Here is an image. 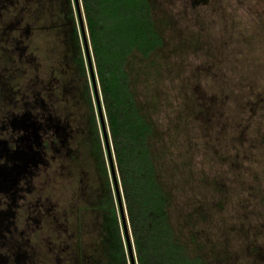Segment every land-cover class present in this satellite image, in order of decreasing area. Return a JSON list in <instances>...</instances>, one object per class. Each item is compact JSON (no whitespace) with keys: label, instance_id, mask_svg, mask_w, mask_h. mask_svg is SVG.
Returning <instances> with one entry per match:
<instances>
[{"label":"rangeland","instance_id":"obj_1","mask_svg":"<svg viewBox=\"0 0 264 264\" xmlns=\"http://www.w3.org/2000/svg\"><path fill=\"white\" fill-rule=\"evenodd\" d=\"M149 2L163 44L128 71L175 236L207 264H264V0ZM70 34L60 0H0V120L42 110L59 126L21 201L35 264L105 258V171Z\"/></svg>","mask_w":264,"mask_h":264},{"label":"trees","instance_id":"obj_2","mask_svg":"<svg viewBox=\"0 0 264 264\" xmlns=\"http://www.w3.org/2000/svg\"><path fill=\"white\" fill-rule=\"evenodd\" d=\"M60 1L77 51L76 69L83 78L94 129L93 141L105 171V196L100 208L109 224L105 225L102 237L106 245L105 258L99 264H130L122 219L118 220V200L114 199L101 150L91 86L86 80L90 71L76 3L75 0ZM78 4L134 264H207L200 255H190L175 236L169 218L171 196L159 179L152 150L154 126L137 102L128 71L133 55L149 58L163 44L155 27L151 4L149 0H78ZM95 104L97 107L96 101ZM102 138L105 143L103 130Z\"/></svg>","mask_w":264,"mask_h":264},{"label":"flooded vegetation","instance_id":"obj_3","mask_svg":"<svg viewBox=\"0 0 264 264\" xmlns=\"http://www.w3.org/2000/svg\"><path fill=\"white\" fill-rule=\"evenodd\" d=\"M0 122V264H35L32 257L35 252L27 247L25 234V227L31 223L21 218V201L25 184L42 164L46 138H52L51 144L58 152L59 140L57 138L56 143L53 134L58 133L59 126L42 110L35 114L25 112L13 119L4 118ZM35 205L39 206L40 201L36 200Z\"/></svg>","mask_w":264,"mask_h":264},{"label":"water","instance_id":"obj_4","mask_svg":"<svg viewBox=\"0 0 264 264\" xmlns=\"http://www.w3.org/2000/svg\"><path fill=\"white\" fill-rule=\"evenodd\" d=\"M75 3H76V9H77L78 18H79V22H80V27H81V31H82V37H83V41H84L85 52H86V57H87V61H88V67H89V71H90V75H91V79H92V84H93V88H94V94H95V97H96L98 112H99L100 121H101V125H102V130H103V133H104L105 143H106V147H107L108 158H109V163H110V169H111V173H112V177H113L114 187H115V190H116L118 205H119V209H120V213H121V219H122V223H123V227H124V235L126 237V241H127V245H128V252H129V255H130V264H134V259H133V256H132V250H131V247H130V241H129V236H128V230H127L126 222H125V219H124L122 202H121L120 194H119V190H118L117 179H116V176H115V170H114V166H113V163H112V157H111V154H110V148L108 146V139L106 137V129H105V124H104V120H103V117H102L100 100H99L97 86H96V82H95V78H94V72H93L92 63H91V59H90L89 48H88V45H87V40H86V36L84 34L83 25H82V18H81V13H80V7H79V4H78V0H75Z\"/></svg>","mask_w":264,"mask_h":264}]
</instances>
